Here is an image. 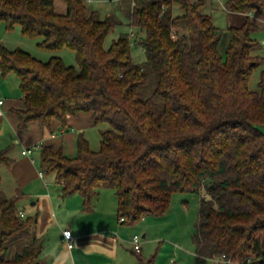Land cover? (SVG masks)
<instances>
[{
    "label": "trees",
    "instance_id": "16d2710c",
    "mask_svg": "<svg viewBox=\"0 0 264 264\" xmlns=\"http://www.w3.org/2000/svg\"><path fill=\"white\" fill-rule=\"evenodd\" d=\"M62 1L59 14L54 0H0L5 30L19 25L22 35L42 38L40 47L70 48L76 61L74 68L0 46L1 74L13 73L23 96L24 107L13 110L17 128L36 122L51 135L80 113L106 125L97 150L79 134L73 158L41 145V173L61 184V197L79 195L84 212L100 189L113 190L116 216L127 225L162 215L174 193L202 192L192 264L221 255L264 264V70L257 88L248 87L264 64L256 25L247 16L228 27L220 52L223 32L200 13L204 0H134L128 25L137 35L130 36L145 56L136 64L127 33L104 47L120 24L114 15L100 18L87 0ZM174 3L180 15H172ZM223 8L264 16V0H224ZM10 163L1 151L0 167ZM19 198L0 187V264H44L36 222L19 215Z\"/></svg>",
    "mask_w": 264,
    "mask_h": 264
},
{
    "label": "crops",
    "instance_id": "0c3cea01",
    "mask_svg": "<svg viewBox=\"0 0 264 264\" xmlns=\"http://www.w3.org/2000/svg\"><path fill=\"white\" fill-rule=\"evenodd\" d=\"M129 1L132 6L133 0ZM65 8L62 0H58L56 4L54 0L56 13H64ZM227 13L233 21V27L240 26L247 16L252 23L257 25L258 16L255 13L242 14L228 11ZM128 16L125 18L126 24H128ZM6 32L8 31L0 23V46L7 50L19 48L8 46V43L11 42H8L10 39H8ZM0 100H2L0 104V152H4L5 156L11 160L9 166L0 167V187L7 198L20 195L18 202L29 203L26 205L27 208L22 207L18 210L23 216H34L32 218L36 222L35 234L42 241L45 237L46 225L56 224L60 226L61 249L54 256L47 258L43 255L44 242H42L40 257L45 261L44 264H103L102 261L93 258V256L103 255L106 260L113 259L116 261L118 244H121L122 241L130 243V238H124L119 242L117 240V234L121 237L125 235L120 232L122 230L120 225L124 223L118 218H116L115 223L111 221L112 215L117 210V201L115 204L113 197L112 199L110 197V201L109 199H102L98 193L93 200L90 211L78 213L77 221L71 224H62L60 220L56 219L54 210L57 203L55 196L63 198L60 196L61 184L56 182L51 174H42L40 177V171L36 170V161L32 158V154L35 152L39 156V147L43 144H52L54 147L60 148L62 154L68 158L75 157L76 141L79 134L85 137L86 128L92 127L90 115L80 113L76 117L68 118L67 129L64 131L59 129L60 131H54L51 135L42 130L36 122H30L25 129L19 130L16 117L13 114V110L24 107L19 81L13 73L2 75L1 71ZM26 149H31V152L22 154V151ZM49 175L52 180L48 177ZM74 198H78L76 200L80 206L81 198ZM107 201L108 205L103 206L104 202ZM65 229H69L73 237L74 246L72 249H67L62 239L61 231ZM111 233L117 234L114 237L110 235ZM145 237L146 234L143 233L141 238ZM163 250L164 247L161 248V252ZM139 253H141V248ZM139 259L142 258L139 257ZM152 264H157V260L154 259Z\"/></svg>",
    "mask_w": 264,
    "mask_h": 264
},
{
    "label": "rangeland",
    "instance_id": "374dc122",
    "mask_svg": "<svg viewBox=\"0 0 264 264\" xmlns=\"http://www.w3.org/2000/svg\"><path fill=\"white\" fill-rule=\"evenodd\" d=\"M57 1L58 0H55V4ZM223 3L224 0H204L203 5L199 8L200 13L210 16L213 25L218 30L223 32L219 45L220 52H223L226 44L228 43L229 36L227 28L234 25L227 11L223 8ZM86 6L87 8L96 10L100 18H104L112 14L120 22V24L114 28L113 32L106 37L104 41L105 48H107L111 44L112 40H115L119 34L127 33L130 37V55L132 61L136 64H140L144 61L145 56L143 50L141 47L134 45L133 37L130 36V34L135 35L136 32L132 27L125 23V18L130 13L132 7L129 0H92L91 2L87 1ZM171 10L173 16L180 15L182 13L179 4L176 3L172 5ZM255 14L258 16V21L256 25L257 28L252 33V37L261 45L255 52L264 57V47H262L264 46V16L258 15L257 13ZM6 34L9 37L8 39H10L8 42H11L8 43L10 48L19 47L40 61H47L52 56L59 57L65 65L76 68L75 54L70 48L63 47L61 49L51 50L40 47L38 42L41 41L42 38H30L22 35L19 25H14L10 31L6 32ZM261 70H264V64L256 68L250 75L248 82L249 89L255 90L257 88V82ZM105 127V124H100L98 126L86 128L84 138L88 140L89 146L92 150L98 149L100 140L99 130ZM260 129L262 133H264V127H261ZM32 158L36 161V170L42 172L39 156L36 152L35 154H32ZM48 177L50 178V175ZM98 193L102 199H109V201L110 197L111 199L113 197L116 204V196L113 190L103 188L100 189ZM200 194L202 195V192L199 194L174 193L171 197L168 209L162 215H149L132 225H120L122 228L120 232L125 234L124 237H121L117 233L110 234L114 237L117 234V240L119 242L124 238H130L131 240L133 235L141 237V235L145 233L146 237L141 238L140 240L141 253H134L132 251L131 243L122 241L121 244H118V257L116 258V261L113 259L106 260L104 255L98 257L93 256L94 260L98 259L102 261L103 264H137L139 257L144 261L154 257L153 262L154 259H156L157 264H192L194 246L191 237L195 231ZM74 197L80 196L77 194L64 198L55 196L57 199V203L54 208L55 217L57 220H60L62 224L67 225L77 221L78 213L83 212L81 210V203L79 206L78 200H76L78 198ZM27 204L29 203L27 202L23 204L17 202L16 206L18 209L22 207L27 208ZM106 205H108V201L103 204V206ZM77 209L80 211H76ZM116 218L117 216L115 212L112 215L111 221L115 223ZM46 226L45 237L42 241L44 242L43 255L47 258H51V256H54V254L61 249V243L59 241L60 226L56 224ZM163 247L164 250L161 252V248ZM209 264L213 263L209 261ZM235 264L247 263L235 262Z\"/></svg>",
    "mask_w": 264,
    "mask_h": 264
},
{
    "label": "built area",
    "instance_id": "2783aa9c",
    "mask_svg": "<svg viewBox=\"0 0 264 264\" xmlns=\"http://www.w3.org/2000/svg\"><path fill=\"white\" fill-rule=\"evenodd\" d=\"M88 2H90V0H87ZM2 103V100H0V104ZM1 114V111H0ZM31 152V149H26L24 151H22V154H29ZM39 176H42V173H39ZM203 196L206 197V194L203 193ZM20 216H23V214L21 212H19ZM120 221H123L122 218L119 219ZM61 236L62 239L65 243V246L67 247V249H72L74 244H73V237L71 235V232L69 229H65L61 231ZM140 240L141 237H139L138 235H133L130 243L132 246V251L135 253H139L140 252ZM210 262H212L213 264H235V262L233 260H231L230 258L225 257L224 255H221L219 257H216L214 259H211Z\"/></svg>",
    "mask_w": 264,
    "mask_h": 264
}]
</instances>
